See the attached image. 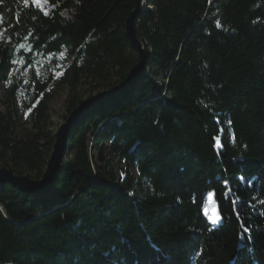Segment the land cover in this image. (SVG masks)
Returning a JSON list of instances; mask_svg holds the SVG:
<instances>
[{
  "label": "trees",
  "instance_id": "1",
  "mask_svg": "<svg viewBox=\"0 0 264 264\" xmlns=\"http://www.w3.org/2000/svg\"><path fill=\"white\" fill-rule=\"evenodd\" d=\"M144 2L147 64L74 125L53 188L0 184V264H264V0ZM134 8L0 0V80L15 53L73 56L54 89L36 80L26 119L0 110V168L42 178L62 89L66 120L83 85L124 81L138 62L125 33Z\"/></svg>",
  "mask_w": 264,
  "mask_h": 264
},
{
  "label": "rangeland",
  "instance_id": "2",
  "mask_svg": "<svg viewBox=\"0 0 264 264\" xmlns=\"http://www.w3.org/2000/svg\"><path fill=\"white\" fill-rule=\"evenodd\" d=\"M2 40V34H0V42ZM72 60L73 56L68 51L57 56H42L35 52L31 58L20 53H15L9 66L7 77L0 80V110L5 111L9 109L17 117L26 119L24 113L27 110L32 96L37 92L36 80H40L54 89L58 86V82L63 78L65 70ZM15 77L20 83L16 95L12 97L11 89ZM156 84L161 90L165 89L160 80H157ZM80 92L81 95L84 96V99L102 93L99 92V90L92 89V87L87 84L81 87ZM68 93L67 88L62 89L61 93L51 103L53 128L56 131L65 121L64 116L67 114L66 102ZM110 157V153L108 152L107 158L109 159ZM117 161L118 160L115 159L113 165L117 170L118 175L123 176ZM212 201L213 196L210 195L208 197L207 207H209L210 211L214 214L208 219L212 222L219 223L220 218L216 211L212 210L210 205V202Z\"/></svg>",
  "mask_w": 264,
  "mask_h": 264
},
{
  "label": "water",
  "instance_id": "3",
  "mask_svg": "<svg viewBox=\"0 0 264 264\" xmlns=\"http://www.w3.org/2000/svg\"><path fill=\"white\" fill-rule=\"evenodd\" d=\"M135 8L128 15L125 23V33L127 39L138 53V62L132 67L123 82L118 84L109 92H102L98 95L84 99L73 111L68 115L66 120L60 125L55 133V141L52 152L47 160L46 169L40 179H32L27 175H17L11 169L0 168V184H11L13 187L20 189L22 192L35 193L39 195L46 194L53 188L54 175L60 167L63 156L67 147V138L74 125L82 118L83 114L96 104L102 103L106 98L117 94L121 90L126 89L140 74L147 64V51L137 34L136 17L145 7L144 0H134ZM168 89V85L166 90Z\"/></svg>",
  "mask_w": 264,
  "mask_h": 264
},
{
  "label": "bare ground",
  "instance_id": "4",
  "mask_svg": "<svg viewBox=\"0 0 264 264\" xmlns=\"http://www.w3.org/2000/svg\"><path fill=\"white\" fill-rule=\"evenodd\" d=\"M144 7H146V3H145V5H144ZM205 213H206V215H207L209 218H211L212 214H214V213H212V212L210 211V208H209V207L206 208Z\"/></svg>",
  "mask_w": 264,
  "mask_h": 264
}]
</instances>
